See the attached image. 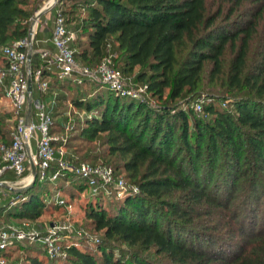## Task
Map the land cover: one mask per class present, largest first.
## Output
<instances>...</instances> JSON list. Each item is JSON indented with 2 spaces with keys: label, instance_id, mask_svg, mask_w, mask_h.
<instances>
[{
  "label": "trees",
  "instance_id": "trees-1",
  "mask_svg": "<svg viewBox=\"0 0 264 264\" xmlns=\"http://www.w3.org/2000/svg\"><path fill=\"white\" fill-rule=\"evenodd\" d=\"M37 5L38 0H0V48L28 35L27 19ZM63 5L76 30L77 59L99 63L113 53L115 66L147 83L148 94L162 101L122 95L83 75L43 73L49 87L65 92L64 99L68 89L95 86L72 98L86 116L79 127L76 110L70 112L67 143L78 132L101 135L107 155L119 153L125 160L114 166L67 156L110 165L117 176L123 166L137 189L119 196L110 185L108 193L96 195L87 179L70 170L53 180L37 176L27 187H4L0 223L9 224L6 215L36 218L49 203L61 205L45 197L51 183L64 197L58 184L64 180L71 190L79 191L78 184L90 188L86 214L102 231L94 241L87 239L90 243L73 238L65 244L66 264H264V0H75L72 5L63 0ZM83 36L88 47L81 48ZM37 54L34 45V67L41 62ZM205 75L233 99L219 104L218 97L199 98ZM3 119L0 111V139L9 142ZM64 127L55 120L52 131ZM10 195L15 203L13 197L7 200ZM115 241L131 248L127 257L116 253ZM27 243L57 260L29 240L11 246L10 260L13 250ZM26 264L45 261L29 253Z\"/></svg>",
  "mask_w": 264,
  "mask_h": 264
},
{
  "label": "built area",
  "instance_id": "built-area-1",
  "mask_svg": "<svg viewBox=\"0 0 264 264\" xmlns=\"http://www.w3.org/2000/svg\"><path fill=\"white\" fill-rule=\"evenodd\" d=\"M46 16L43 19V16ZM49 19L53 20L50 28V38L55 51L38 49L41 62L37 67L32 64L29 52H34L35 38L41 25L47 29ZM29 23L28 35L14 44L2 46L0 49L4 63L0 64V87L13 107L15 124L11 132V140L6 142L0 139V201L7 195L4 187L21 189L31 185L38 176L41 180L56 179L63 170H70L87 179L92 192L99 195L102 190L106 193L109 186L116 188L117 194L123 196L131 189H137L134 184L121 176H117L112 166L102 163H93L88 160L72 161L65 149L68 134H61V130L52 131L55 120L47 110L41 97H34V83L40 90L49 87L48 79L43 77L45 70L54 71L59 78L83 75L92 79H100L108 83L112 89L122 95H132L138 98L148 97V84L127 80L121 68L114 65V54L104 56L99 63L91 67L84 64L75 56L73 42L76 30L69 25L64 12L63 0H38L34 12L27 19ZM32 83V90L29 83ZM149 98V97H148ZM72 107V104H70ZM201 110V104L196 102ZM39 118V122L35 118ZM67 132L71 129L68 121L65 124ZM36 133V134H35ZM33 139L36 140V150ZM55 144L57 146L55 147ZM58 165L54 167V165ZM36 166V177L32 166ZM53 169V172H50ZM13 172L15 179L4 176ZM32 175V179L28 177ZM17 198L13 197L11 203ZM57 202L67 204L64 197ZM69 230L77 235L87 234L82 227H75L69 220H56L45 229L0 223V264H12L7 255L11 246L17 241L29 240L43 246L48 255L55 259L65 258L67 253L62 245V232ZM91 238V237H89Z\"/></svg>",
  "mask_w": 264,
  "mask_h": 264
},
{
  "label": "rangeland",
  "instance_id": "rangeland-1",
  "mask_svg": "<svg viewBox=\"0 0 264 264\" xmlns=\"http://www.w3.org/2000/svg\"><path fill=\"white\" fill-rule=\"evenodd\" d=\"M74 1L75 0H68L69 5H72ZM45 18L46 16L44 15L43 19ZM48 24L49 26L46 30L42 29L41 27L42 24L39 26V30L35 38V49L36 50H38L40 46H45L51 43L49 42V38H50L49 36L50 28L49 27L53 26V20L49 19ZM260 33L261 34L264 33V21L262 22ZM80 39L82 40L78 42V45H80L81 48L88 47L87 42H86L87 37L83 36V38H80ZM257 40L260 41V37L255 39L254 46L256 45ZM37 58H39V55L37 56ZM227 58H228L227 61H229L230 56H228ZM78 59L84 64L89 65L91 67L95 66L98 63L97 61L96 62L95 61L93 62L84 61L82 57H78ZM0 63H1V54H0ZM208 79H209L208 76L205 75L203 84L201 86L202 90L198 96L199 98L212 99L213 97H218L220 98V101L217 102L219 104L220 102L226 103L233 99L232 97L225 96L227 92L223 87H220L216 83H210ZM127 80L131 81L129 77L127 78ZM93 87L90 86L89 84H86L83 86V89L81 90L78 88H75V89L67 88L68 94L64 99L63 95L65 94V92L62 89H59L56 87L55 88L48 87L45 90H40L38 88L37 83H34V97L35 98L41 97L46 104L47 110L51 113L54 120H60L64 122V125L68 122L67 117H70L71 115L70 112L71 111L74 112V110H76L74 116L78 119L77 120L78 123L80 122V124L78 125L80 127L81 122L83 121V118L86 116V112L83 111V108L76 107L75 104L72 103L73 102L72 98L74 95L81 93V92H84V95L90 94L93 91ZM169 91L170 89H167L165 94L168 95ZM148 97L155 104L162 102V101L156 102V99L152 98L151 95H148ZM178 101H181V100H178ZM71 103L73 104L72 107L70 106ZM180 103L182 105L183 100ZM11 109H12V105L9 99L5 95L2 96L0 94V111L4 117L1 125H2L3 131L5 132L4 136L6 138H10L12 129L15 124V117L12 115L13 111ZM195 109L197 111H201L197 108L196 104H195ZM35 119L37 122H39V118L36 117ZM60 132L61 134L63 133V134L69 135L66 128H63ZM106 139L107 138H103L101 135L98 136L97 138H94L91 136L84 135L81 132H78L72 137V140L65 145V149H66L67 154L75 153L76 155H79L81 159H88L91 161L94 160L97 162H101L104 160V162L108 164H112L114 166L123 165L125 158L121 154L115 153V154L107 155L108 144L106 142ZM33 143H34V149L36 150L37 144H36L35 139H33ZM56 146L57 144H55V147ZM119 170L121 174L120 176L124 177L128 181V183H130V177H129L130 172L126 170L123 166L122 167L120 166ZM50 172H53V169H50ZM10 177L12 179H15V175L10 176ZM29 178L31 179V176ZM77 180L78 179H76L75 182ZM58 184L63 186V190L61 194L66 199H68L67 204L54 205L53 202L49 203V205L44 208L42 214L36 218L26 217L25 215H19L18 217L19 219H16V220L14 219L15 217H12L14 220H11L7 215L3 216L2 218L5 219L6 221H9V223H12L15 225L28 224L29 227H36L39 229H45L47 225L51 223L52 221L69 220L71 223H73L75 227H82L87 231V234L77 235L76 232H70L69 230H64L62 232V242H61L62 245L72 242L73 238H79V240L82 241V244L80 245H84L85 243H87L88 242L87 239H90L91 241H94L95 239H97L98 236H100V234L102 233V231L97 230L95 228L94 222L86 214L87 213L86 208L88 206V203L91 200L90 188L86 186L84 187V185L79 186L80 184L77 183L79 187V191H76V190H71L67 186H65L66 184L64 180H60ZM54 187H55L54 183H51L49 185L48 188H49L50 194L45 197L46 201H50V199L52 198L57 200L59 199V197H61L56 194L55 192L56 190ZM5 192L7 193V191ZM12 197L13 195H10L7 198V200H10ZM114 243L116 244V250H115L116 253L127 257L131 248L123 242L115 241ZM29 253L39 254L41 257L44 258L45 264H66L68 263L67 261H65L66 257L57 259L55 261L49 260L48 257L41 251L39 247L37 248V246L28 245L27 243V245L26 244L19 245L13 250L12 255H11L12 264H26Z\"/></svg>",
  "mask_w": 264,
  "mask_h": 264
},
{
  "label": "crops",
  "instance_id": "crops-1",
  "mask_svg": "<svg viewBox=\"0 0 264 264\" xmlns=\"http://www.w3.org/2000/svg\"><path fill=\"white\" fill-rule=\"evenodd\" d=\"M42 27V26H41ZM42 29H45V28H43L42 27ZM46 30V29H45ZM50 35H51V33H50ZM49 35V36H50ZM49 42H51V43H49ZM49 44H47V45H45V46H40L39 47V50L40 49H49V50H51V51H55V46H54V44H53V42H52V40L49 38ZM4 176H8L7 174L6 175H4ZM8 177H10V176H8Z\"/></svg>",
  "mask_w": 264,
  "mask_h": 264
},
{
  "label": "water",
  "instance_id": "water-1",
  "mask_svg": "<svg viewBox=\"0 0 264 264\" xmlns=\"http://www.w3.org/2000/svg\"><path fill=\"white\" fill-rule=\"evenodd\" d=\"M31 57H32V51L29 52V58H31ZM29 89L32 90V83H31V81L29 83ZM32 168H33V175H34V177H36V174H37L36 166L33 165Z\"/></svg>",
  "mask_w": 264,
  "mask_h": 264
},
{
  "label": "bare ground",
  "instance_id": "bare-ground-1",
  "mask_svg": "<svg viewBox=\"0 0 264 264\" xmlns=\"http://www.w3.org/2000/svg\"><path fill=\"white\" fill-rule=\"evenodd\" d=\"M30 176H31V179H32V175H30ZM30 176H29V177H30ZM29 177H28V180H31Z\"/></svg>",
  "mask_w": 264,
  "mask_h": 264
}]
</instances>
